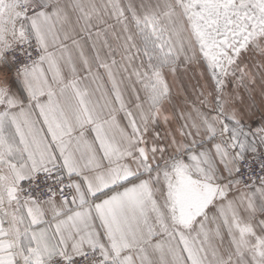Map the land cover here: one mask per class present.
I'll return each instance as SVG.
<instances>
[{"label": "snow or ice", "instance_id": "snow-or-ice-1", "mask_svg": "<svg viewBox=\"0 0 264 264\" xmlns=\"http://www.w3.org/2000/svg\"><path fill=\"white\" fill-rule=\"evenodd\" d=\"M0 264H264V0H0Z\"/></svg>", "mask_w": 264, "mask_h": 264}, {"label": "crops", "instance_id": "crops-1", "mask_svg": "<svg viewBox=\"0 0 264 264\" xmlns=\"http://www.w3.org/2000/svg\"><path fill=\"white\" fill-rule=\"evenodd\" d=\"M97 2H100V0H97ZM123 3H127V0H122ZM109 23H114V21H109ZM83 34H81L82 36ZM79 38V37H77ZM111 42L115 45L116 41L114 39L111 40ZM69 45L71 44V41H68ZM86 51H91V41L88 42V46ZM117 59H119V56H117ZM79 67V66H78ZM203 71L202 68H200L195 63L191 65H182L180 70L175 74H169L167 76L168 82L170 84L171 90H172V97L173 102L167 105V114L171 115L173 111V103L176 105L177 110L185 109L186 104L191 105L193 101H196L197 97L200 95L201 92H209L211 91L210 82L208 81L206 76H201V72ZM81 74H83L81 72ZM243 89H241V93H243ZM255 97L256 105L260 104L261 97L259 94V89L255 93H253ZM186 102V104H185ZM248 103L251 104L252 100L249 99ZM253 110L256 111V115L253 119L256 121L260 120V114L257 108L254 106ZM246 122L252 126V120H246ZM125 121H121V124L123 125ZM165 125H161L160 131H163L165 129ZM211 215V213H210ZM215 243L220 247L221 251L227 246V235L225 233V240L223 244L219 240H216Z\"/></svg>", "mask_w": 264, "mask_h": 264}, {"label": "built area", "instance_id": "built-area-1", "mask_svg": "<svg viewBox=\"0 0 264 264\" xmlns=\"http://www.w3.org/2000/svg\"><path fill=\"white\" fill-rule=\"evenodd\" d=\"M252 168H253L252 175H254V176L261 175L258 164L253 165ZM245 182L247 183L248 181L246 180Z\"/></svg>", "mask_w": 264, "mask_h": 264}]
</instances>
